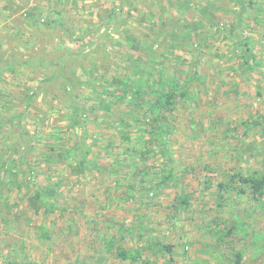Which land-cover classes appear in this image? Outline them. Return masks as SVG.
Listing matches in <instances>:
<instances>
[{
    "label": "rangeland",
    "instance_id": "rangeland-1",
    "mask_svg": "<svg viewBox=\"0 0 264 264\" xmlns=\"http://www.w3.org/2000/svg\"><path fill=\"white\" fill-rule=\"evenodd\" d=\"M244 1L0 0L3 63L94 60L88 74L84 61L71 65L68 94L51 68L0 72V264H233L264 231L263 198L219 189L264 174V0ZM187 76L164 146L148 108L159 83ZM119 81L143 93L122 99ZM72 98L82 127L69 123ZM83 139L91 150L78 173ZM38 186L54 191L47 209L32 202ZM139 220L170 253L139 239ZM118 248L142 258L122 260ZM243 264H264V248Z\"/></svg>",
    "mask_w": 264,
    "mask_h": 264
},
{
    "label": "trees",
    "instance_id": "trees-1",
    "mask_svg": "<svg viewBox=\"0 0 264 264\" xmlns=\"http://www.w3.org/2000/svg\"><path fill=\"white\" fill-rule=\"evenodd\" d=\"M242 2V0H240ZM243 2H245L243 0ZM248 3V2H247ZM251 5V1L249 2ZM25 5V4H24ZM28 9V8H27ZM30 24L34 26H40L39 22H35L31 17L29 18ZM57 24L48 23L44 27H54ZM135 42L134 39H128V43L132 45L135 50H138V43L133 45ZM245 53L249 57L248 49L245 50ZM68 61V66L65 65V62ZM79 61H83L87 64V67H81V70L88 74L89 68L94 65V60L90 58L89 54L84 55H75L72 53H68L65 55L58 56L53 60H46L43 57L35 54L25 56L23 60L14 59L11 63H3L0 59V72L3 70L8 72H14V67L19 66L22 68H27L29 70H45L47 68H51L52 71L48 77L50 81H57L60 85V89L68 94L66 89V82L68 71L74 63H78ZM193 76H187L184 82H180L177 79L170 81L167 85L163 86L162 83H159L154 93L156 95V99L154 102H150V106L148 108L149 113V122L151 130L149 134L152 138L156 139V141L160 142L165 146L167 143L166 134L167 130L164 127L163 120L165 119V114L170 113L174 110L175 105L178 99H183L186 97L189 87L191 85ZM119 88L116 91L122 99H125L129 93L139 95L142 92V84L140 82L134 85L132 88L130 81H119L118 82ZM71 109H72V117L70 118L69 123L71 125H76L82 127L83 119H82V112L81 108L76 105L74 98L71 99ZM262 127L264 130V122L263 123H256ZM91 150V145L86 144L85 139L81 140L76 146L73 147V156L76 158V172L82 173L84 165L87 163V157ZM166 152V151H164ZM240 186H247L250 195L252 198H263L264 199V174L258 177L254 176H244L242 174H236V176L232 177L231 180L227 183H220L219 189L223 193H228L231 191H238L242 194H245V190L241 189ZM55 194L49 188H44L42 186H38L36 189L35 194L33 195L32 202L35 205H39L42 208L47 209L51 202H56L54 198ZM223 198V194L220 195ZM246 213V212H245ZM247 218H250V215H247ZM138 229L140 230L138 237L141 240H144L146 243L153 245L155 248L163 251H167L168 253L171 252L172 247L170 245H162L159 242L152 243V240L149 236H146L142 233V222L139 220ZM234 229V227H232ZM231 231V228H230ZM115 241H111V244H114ZM149 247H151L149 245ZM264 248V231L256 230L253 231L251 234V240L249 242V247L242 252H236L233 258V264H243L244 257L246 253L249 251L252 254L258 251L259 249ZM116 256L122 260H127L130 262L139 261L142 258V252L140 249L134 250H124L118 248L116 251Z\"/></svg>",
    "mask_w": 264,
    "mask_h": 264
}]
</instances>
